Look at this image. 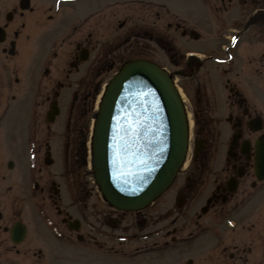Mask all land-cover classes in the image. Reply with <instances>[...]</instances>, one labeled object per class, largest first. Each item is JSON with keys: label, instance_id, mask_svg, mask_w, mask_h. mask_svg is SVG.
I'll return each mask as SVG.
<instances>
[{"label": "flooded vegetation", "instance_id": "af4514ba", "mask_svg": "<svg viewBox=\"0 0 264 264\" xmlns=\"http://www.w3.org/2000/svg\"><path fill=\"white\" fill-rule=\"evenodd\" d=\"M161 55L206 68L190 164L159 209L208 217L186 237L112 207L88 162L104 84ZM263 140L264 0H0V264H264Z\"/></svg>", "mask_w": 264, "mask_h": 264}, {"label": "water", "instance_id": "95a60500", "mask_svg": "<svg viewBox=\"0 0 264 264\" xmlns=\"http://www.w3.org/2000/svg\"><path fill=\"white\" fill-rule=\"evenodd\" d=\"M186 148L184 110L169 75L144 60L126 63L105 89L92 137L105 199L125 210L146 206L172 182Z\"/></svg>", "mask_w": 264, "mask_h": 264}, {"label": "rangeland", "instance_id": "374dc122", "mask_svg": "<svg viewBox=\"0 0 264 264\" xmlns=\"http://www.w3.org/2000/svg\"><path fill=\"white\" fill-rule=\"evenodd\" d=\"M95 1V0H92ZM167 3L170 4V0H166ZM187 17L190 18V15L188 14ZM203 34H205V31L203 32ZM202 41H193L192 39L189 38H185L182 39V42H179L177 45L181 46L183 50L185 51H190L192 49H198V47H200ZM202 49V48H201ZM156 60L159 64H161L162 66H165V68L171 72V74H173V78L175 79L176 85L181 89L182 92V96L183 98L186 100H191L192 98L195 97L196 93L195 90L197 88L199 84V81L201 80L198 75H204V72L206 71V68L201 69L200 73L198 75H187L186 73H184L185 70V62H186V58H179V57H174V58H170L167 57L165 55H161L160 57H158ZM177 61L179 64L176 65L174 64L173 61ZM201 76V78H202ZM200 79V80H199ZM221 93L222 90H220ZM183 176L181 177L180 175H178L177 179L175 180V182L173 183V185L165 192L163 193V195H161L151 206H149L148 208H146L148 214L147 216L149 217L148 219V223H149V230L150 231H154L157 230L161 227H165L166 230L167 229H171L173 226V223L175 225V222L178 224H183V225H187V229L185 231H183V235L182 237H186L187 236V232L191 230L192 227L195 226V215H192V213L190 214H186V215H181L179 214L177 211H174L172 213H165L164 209L159 210L161 207V205L163 204V202H166V204L168 205V208L170 207V205H173V197L175 195V188L176 186H178L181 183ZM206 186L205 184L203 186H200L198 188V194H201L200 196H202L201 198V202L200 204L204 203V199L206 196ZM165 204V206L163 208H167V205ZM174 206V205H173ZM170 209V208H169ZM165 213V214H163ZM198 220V223L201 225H207L209 220L208 217L205 215L202 218H198L196 219ZM173 221V222H172ZM160 234V233H159ZM156 237H151L147 242L148 245H151L153 241L157 240L158 241H162L165 239L169 238L164 237L163 234L161 235V237L158 236V238ZM161 238V239H159ZM190 240V239H187ZM148 258H153V259H157L160 256L158 254L155 253H150L148 256ZM169 257V256H167ZM166 258V256H165ZM153 264H158V262L153 263Z\"/></svg>", "mask_w": 264, "mask_h": 264}]
</instances>
